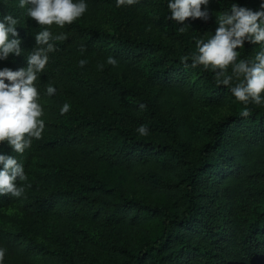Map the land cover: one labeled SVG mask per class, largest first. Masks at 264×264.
Returning <instances> with one entry per match:
<instances>
[{"label": "trees", "instance_id": "obj_1", "mask_svg": "<svg viewBox=\"0 0 264 264\" xmlns=\"http://www.w3.org/2000/svg\"><path fill=\"white\" fill-rule=\"evenodd\" d=\"M106 2L86 0L87 11L79 20H93ZM233 3L256 11L261 0H224L223 11ZM124 7L156 9L178 47L128 32L114 37L78 25L50 26L53 36L63 34L65 39L50 41L55 51L48 54L36 82L43 113L57 122L60 107L74 103L101 117L60 135L45 126L41 139L33 140L22 155L0 144V153L13 155L25 175L34 156L52 161L44 177L46 187L27 206V213L41 216L60 205L54 229L60 264H264V105L250 103L249 115L242 116L245 106L229 87L216 83L219 70L191 67L195 41L205 38L200 32L193 37L189 31L181 32L182 25L168 20L167 0H139ZM5 15L19 21L22 54L0 61V70L16 71L27 67L26 57L36 47L35 35L41 28L19 8L18 0H0V17ZM102 43L113 44L111 54L103 51ZM70 48L87 61L75 75L63 62ZM258 50L245 42L240 58L251 59ZM108 57L116 60L115 66L107 64ZM146 60L151 64L154 96L136 82L123 83L116 77L135 76ZM98 62L103 70L97 77L91 72ZM187 72L203 83L201 95L188 89ZM49 85L56 89L53 96L46 94ZM228 100L242 107L236 115L211 124L195 150V135L185 120L189 109L196 102L215 107ZM46 101L52 103L51 109L43 105ZM109 114L114 118L103 121ZM141 125L147 127V135L136 131ZM17 184L24 187L23 181ZM48 189L54 193L47 196ZM15 199L0 196V211ZM75 222L108 224L121 241L106 258L91 259L67 243L65 236ZM3 242L8 244L0 236V245ZM17 260L19 255L13 257Z\"/></svg>", "mask_w": 264, "mask_h": 264}, {"label": "clouds", "instance_id": "obj_2", "mask_svg": "<svg viewBox=\"0 0 264 264\" xmlns=\"http://www.w3.org/2000/svg\"><path fill=\"white\" fill-rule=\"evenodd\" d=\"M138 2L116 0V6H132ZM209 3L210 0H167V19L176 25H183L186 20H205L209 17ZM18 6L26 9L27 17L41 28L35 35L36 47L26 57L27 67L0 70V144L22 155L33 140L41 139L45 127L36 82L48 63V54L55 51L50 41L65 39L63 34L53 36L50 26L63 28L72 24L85 14L88 6L86 0H18ZM18 23L13 15L0 17V61L22 54ZM215 24L214 34L207 39H196L191 67L202 66L214 73L219 70L215 76L217 85L230 88L235 100L245 106L241 115L246 117L247 105H264V0L256 11L233 3L230 9L215 16ZM185 28L188 26L178 29L183 32ZM245 42L259 48L251 59H239L240 52L236 51L243 49ZM106 62L113 66L117 63L113 57H108ZM86 63L80 60L79 66L84 67ZM98 68L102 70L103 65ZM234 81L235 86L231 87ZM55 92L51 85L46 88L48 96ZM70 108V104L64 103L60 115L67 114ZM136 131L141 136L148 134L144 125ZM26 180L23 165L13 155L0 153V196L21 197L24 187L18 186L17 181ZM4 258L5 249L0 247V264H4Z\"/></svg>", "mask_w": 264, "mask_h": 264}, {"label": "rangeland", "instance_id": "obj_3", "mask_svg": "<svg viewBox=\"0 0 264 264\" xmlns=\"http://www.w3.org/2000/svg\"><path fill=\"white\" fill-rule=\"evenodd\" d=\"M106 1L93 20L82 22L78 19L70 25H65L66 29L71 25H78L82 28H89L91 31L114 37L119 36L123 32H128L134 37L151 39L169 47H178L168 35V28L164 22L163 15L156 9L117 7L116 0ZM223 1L210 0L208 5L209 17L205 20H186L182 26L187 25L188 28H185L184 31H189L192 37L200 32L205 39L214 34L216 29L215 16L223 11ZM113 47V44L106 46L102 43V49L106 54H111ZM236 51L241 52V49ZM240 56L239 59H241ZM79 61V56L76 55L72 48L63 57L65 69L71 75L77 73V69L80 67ZM98 65H102V63L98 62ZM150 67V62L146 60L139 67L135 76L118 74L116 77L123 83L136 82L139 88L148 96H154L156 89L149 81ZM102 70L97 66L91 73L93 76L98 77ZM228 71L230 74L231 69L229 68ZM187 77L188 89L195 88L193 93L201 95L203 83L192 73L187 72ZM234 83L236 82L234 81ZM68 104L71 106L70 111L63 116L61 115L60 120L57 122H53L48 113L44 112L42 119L45 126H52L55 135H60L65 129H73L82 122L90 119L93 121L101 117L99 114L87 113L78 109L74 103ZM43 105L48 109L52 108L50 101L44 102ZM241 107L239 103L235 105L230 100L215 107H204L199 102H196L189 109L185 119L187 128L195 135L194 149L196 150L202 145L206 130L211 124L228 116L236 115L237 108ZM165 115L168 118L172 116V113L168 111ZM109 118H114V115L110 116L109 114V116L102 117L103 121ZM88 131L85 130L84 134L88 133ZM51 167V159L34 156L26 169L27 180L23 181V195L16 197L9 207L0 211V236L8 241V244L3 242L0 245V247L5 249L4 264H60L54 233L60 205L54 206L41 216H33L27 213V206L33 200H36L41 189L46 187L44 177L49 173ZM44 193L49 196L54 191L48 189ZM62 202L65 205L67 201L62 199ZM69 232L65 236L68 245L72 249L85 253L91 259L106 258L110 253L109 250L112 251L121 241L118 239L121 238V235L108 224L97 226L84 222H75L71 225ZM15 255H19L21 260L13 261Z\"/></svg>", "mask_w": 264, "mask_h": 264}]
</instances>
